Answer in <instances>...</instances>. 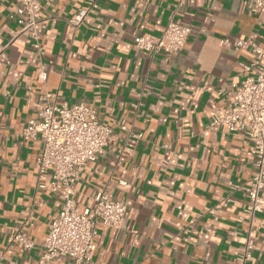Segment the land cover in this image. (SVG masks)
<instances>
[{
    "label": "crops",
    "instance_id": "0c3cea01",
    "mask_svg": "<svg viewBox=\"0 0 264 264\" xmlns=\"http://www.w3.org/2000/svg\"><path fill=\"white\" fill-rule=\"evenodd\" d=\"M40 3L38 54L12 18L17 3L0 0V264H41V242L62 204L49 178L39 186L40 141L19 136L45 92L58 106L83 102L114 125L103 155L73 185L82 211L90 213L98 190L126 205L118 228L98 226L89 264H241L252 146L242 132L209 123L235 100L238 67L252 56L234 38L264 47V9L251 12L248 0ZM170 20L190 28L181 49L136 48L134 36L156 41ZM256 218L246 264H264V208ZM17 233L30 248L13 241Z\"/></svg>",
    "mask_w": 264,
    "mask_h": 264
},
{
    "label": "built area",
    "instance_id": "2783aa9c",
    "mask_svg": "<svg viewBox=\"0 0 264 264\" xmlns=\"http://www.w3.org/2000/svg\"><path fill=\"white\" fill-rule=\"evenodd\" d=\"M14 1L17 7L12 18L39 54L45 27L40 0ZM248 6L251 12L256 13L264 9V0H248ZM85 14L86 11L81 10L70 23L79 25ZM189 33L188 26L170 20L156 41H152L149 35H136L133 42L141 50L173 54L184 46ZM227 43L228 39L221 41V44ZM234 43L239 48H248L252 56L238 67L241 80L235 100L217 110L209 127L242 132L252 146L254 171L242 187L248 200L245 207L248 226L246 240L238 256L240 263L246 264L250 251L256 248L254 233L260 225L256 214L264 208V198L260 195L264 189V47L240 38H234ZM40 78H45L43 73ZM34 107L35 117L26 121L19 136L40 141V152L34 159L39 186L49 178L51 191L62 199L61 207L49 222L41 242L40 262L47 264L55 258L67 257L71 264H89L98 226L118 228L126 213V205L122 200L110 198L105 190H98L90 213L82 211L76 205L73 185L84 166L103 155L114 125L102 122L96 110L83 102L58 106L51 101L48 92L34 103ZM120 126L125 129L124 124ZM13 241L22 243L25 249L32 245L21 233L15 234Z\"/></svg>",
    "mask_w": 264,
    "mask_h": 264
}]
</instances>
